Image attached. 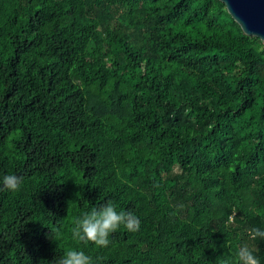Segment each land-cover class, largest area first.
<instances>
[{"label": "trees", "instance_id": "trees-1", "mask_svg": "<svg viewBox=\"0 0 264 264\" xmlns=\"http://www.w3.org/2000/svg\"><path fill=\"white\" fill-rule=\"evenodd\" d=\"M0 264H264V44L218 0H0ZM133 212L107 248L73 219Z\"/></svg>", "mask_w": 264, "mask_h": 264}, {"label": "clouds", "instance_id": "clouds-1", "mask_svg": "<svg viewBox=\"0 0 264 264\" xmlns=\"http://www.w3.org/2000/svg\"><path fill=\"white\" fill-rule=\"evenodd\" d=\"M264 43V37L259 38ZM24 178L16 174L0 176V192H18L23 186ZM121 227L135 232L140 228L139 218L131 211L119 210L116 205L108 200L104 203L91 206L87 211L76 216L71 225L70 234L73 241L82 244L95 245L97 248H107L112 233ZM248 239L251 241L264 240V229L252 227L247 230ZM254 248L248 243L239 246L235 264H260L254 254ZM101 257L93 258L82 249L70 248L56 260V264H99ZM219 264H233L231 257L218 258Z\"/></svg>", "mask_w": 264, "mask_h": 264}, {"label": "water", "instance_id": "water-1", "mask_svg": "<svg viewBox=\"0 0 264 264\" xmlns=\"http://www.w3.org/2000/svg\"><path fill=\"white\" fill-rule=\"evenodd\" d=\"M218 1L225 6L227 14L243 35L256 39L264 37V0Z\"/></svg>", "mask_w": 264, "mask_h": 264}]
</instances>
